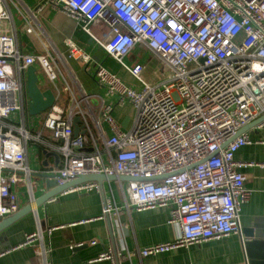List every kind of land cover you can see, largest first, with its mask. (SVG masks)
I'll return each instance as SVG.
<instances>
[{
    "label": "built area",
    "instance_id": "2783aa9c",
    "mask_svg": "<svg viewBox=\"0 0 264 264\" xmlns=\"http://www.w3.org/2000/svg\"><path fill=\"white\" fill-rule=\"evenodd\" d=\"M9 2L0 0V219L19 211L17 187L31 192L34 174L26 155L32 146L58 158L57 166L43 173L57 186L84 175L128 177L135 180L125 188L118 181L127 210L168 209L167 223L177 229L174 239L138 249L141 259L240 235V206L248 193L241 170L252 164L236 161L234 154L251 141L242 133L223 145L264 115V0L48 2L79 23L103 55L140 84L139 90L126 86L70 38L63 40L65 55L41 41L40 51L24 52ZM94 22L105 27L100 36L91 32ZM32 32L29 27L27 33ZM136 46L155 56L168 75L154 85L146 83L144 65L124 61ZM70 61L89 70L106 96L117 98L116 106L131 105L128 128L121 129L111 104L83 90ZM29 67L40 69L45 89L54 96L42 118L27 112ZM91 191L105 193L96 182L64 193ZM109 196L102 214L118 216L111 189ZM39 238V233L27 234L20 246ZM99 259L110 260V252Z\"/></svg>",
    "mask_w": 264,
    "mask_h": 264
},
{
    "label": "crops",
    "instance_id": "0c3cea01",
    "mask_svg": "<svg viewBox=\"0 0 264 264\" xmlns=\"http://www.w3.org/2000/svg\"><path fill=\"white\" fill-rule=\"evenodd\" d=\"M49 1L9 2L12 25L24 52L32 54L40 51L41 41L65 55L63 40L70 38L95 61L110 66L126 82H133L129 73L111 64V60L80 29L79 23L53 7ZM29 27H32V33H27ZM19 29H22L21 36ZM90 29L92 34L100 36L105 27L100 22H94ZM125 58L129 66L136 63L144 65L141 75L147 70L146 64H151L155 69L160 67V73L165 72L159 60L143 46H136ZM69 65L83 90L98 94L106 104H111L113 117L121 129L128 128L133 117L131 105L125 103L116 106L117 98L106 96L105 90L97 84L89 70L85 71L73 61ZM45 90L44 87L41 91ZM258 124L244 132L251 144L239 148L234 154L236 161L252 164L241 170L245 176L244 188L248 191L239 212L241 234H231L142 259L137 254L138 249L170 242L177 233V229L167 223V208L127 210L118 189L119 180L102 182L104 197H110L109 189L114 194L115 205L119 208L118 216L102 214L105 202L102 193L97 191L62 192L36 207L34 200L46 191L43 179L37 174L55 168L58 158L29 147L26 159L34 174L31 177V192L26 186L17 187L15 191L19 196V210L31 206V212L11 222L0 232V264H264V126ZM102 125L105 133L110 135L108 127ZM33 232L39 233L40 238L20 246L25 236ZM105 252H110V260L99 259Z\"/></svg>",
    "mask_w": 264,
    "mask_h": 264
},
{
    "label": "water",
    "instance_id": "95a60500",
    "mask_svg": "<svg viewBox=\"0 0 264 264\" xmlns=\"http://www.w3.org/2000/svg\"><path fill=\"white\" fill-rule=\"evenodd\" d=\"M26 82V94L30 100V104L28 106V115L31 117H36L42 113H44L54 102V96L50 90L40 91L39 87L37 86L38 78L36 74V70L34 67H29L25 72ZM261 121H264V116L257 122H253L250 125L240 129L234 136H232L223 146H225L228 142L232 141L234 138L239 136L240 134L244 133L248 129L256 126ZM78 120L75 119L74 123L77 124ZM78 133V128L74 125L73 134L76 135ZM38 177L43 179V184L45 187V192L39 198L34 200L35 206L39 207L43 205L45 202L50 200L51 198L56 197L57 195L61 194L62 192L66 191L68 188H71L75 185L83 184L86 182H96L98 184H102L105 181H115L119 180L122 182H128L130 180H135L128 177H116V176H108L105 177L104 175H84L79 176L73 179L72 181L62 185L57 186L56 182L53 180V177L50 175L45 174H37ZM161 178H152V180H158ZM140 181V179H137ZM103 195V202L105 200L104 194ZM31 212V206H27L24 209L19 210L14 215L5 218L0 221V232L4 230L11 222L15 221L19 217L23 216L24 214Z\"/></svg>",
    "mask_w": 264,
    "mask_h": 264
},
{
    "label": "rangeland",
    "instance_id": "374dc122",
    "mask_svg": "<svg viewBox=\"0 0 264 264\" xmlns=\"http://www.w3.org/2000/svg\"><path fill=\"white\" fill-rule=\"evenodd\" d=\"M22 34V29H19V35L21 36ZM21 41V38H20ZM125 58V63L129 64ZM111 64L114 66H117L118 68H122L120 65H118L116 62H114L113 60H111ZM130 65V64H129ZM147 65V70L144 72L143 75H141V78L144 79L145 82H147L150 85H154L156 83H158L160 80H162L163 78H165L168 75V72H164V73H160L159 69L160 67H155L152 66L151 64H146ZM106 68L114 75H116L118 78H120V80L128 87L133 88L135 90H139L140 89V84L133 78L131 77L130 79L133 81L132 83H128L126 82L124 79H122L116 71L112 70L110 68V66H106ZM123 69V68H122ZM124 70V69H123ZM126 71V70H125ZM127 72V71H126ZM128 73V72H127ZM36 74H37V78H38V87L43 90L44 87L47 86V81L45 80L44 74L40 71V69L36 68ZM133 111V110H132ZM131 111V116L134 115V111ZM133 118V117H132ZM37 121V120H36ZM32 146H30L31 148ZM123 185L126 187V182H123Z\"/></svg>",
    "mask_w": 264,
    "mask_h": 264
},
{
    "label": "trees",
    "instance_id": "16d2710c",
    "mask_svg": "<svg viewBox=\"0 0 264 264\" xmlns=\"http://www.w3.org/2000/svg\"><path fill=\"white\" fill-rule=\"evenodd\" d=\"M43 115H44V113L43 114H40L38 117L42 118Z\"/></svg>",
    "mask_w": 264,
    "mask_h": 264
}]
</instances>
